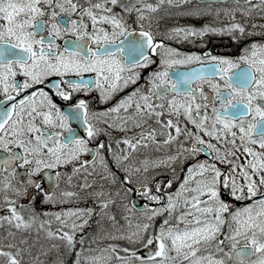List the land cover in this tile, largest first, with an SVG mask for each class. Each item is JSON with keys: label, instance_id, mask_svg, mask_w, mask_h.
Instances as JSON below:
<instances>
[{"label": "snow or ice", "instance_id": "obj_1", "mask_svg": "<svg viewBox=\"0 0 264 264\" xmlns=\"http://www.w3.org/2000/svg\"><path fill=\"white\" fill-rule=\"evenodd\" d=\"M189 2L156 0L153 4L148 0H134L129 6L121 5L122 14L113 11L120 0H0V153L3 154L0 155V211L7 212L0 216V228L7 225V235H0V264H43L40 257L47 252L43 248L38 253L33 252L34 245H30L24 235L32 231L37 234L44 231L49 239L63 241L73 250L77 242L75 233L84 226L78 225L76 220L91 216L93 211L69 209L44 213L57 223L53 231V219L39 220L34 211L25 215L28 206L7 195L9 191L18 198L31 187L34 193L31 200L41 194L45 203H54L55 192L42 186L45 179L51 181L52 177L47 173L40 176V173L74 161H78L80 167L73 164V175L81 170L87 172L90 165L95 168L97 157L100 166L114 179L115 174L107 169L101 154L106 145L89 147L92 139L102 132L94 121L127 132L142 127L149 119H155L162 130L151 128L116 141L118 148L121 144L127 147L113 153V159L125 173L122 182L125 196L136 192L143 199L161 205L144 208L146 219L151 221L164 213L168 216L158 230L150 233L151 224L137 223L133 227L125 216L128 231L110 237L139 244L143 254H138L139 249L135 247L120 248L110 244L98 255L85 259L90 264H103L115 254L122 264H172L176 258L181 264L183 261L226 264L225 258L231 264H264V193L259 192L253 178L258 176L260 185H264V175H261L264 172V44L253 43L244 48L239 57L231 58L211 53L184 54L157 41L151 28L152 14L159 12L164 4ZM235 3L236 9L226 10L233 13L228 24L221 27L204 24L200 28L177 26L165 33V38L183 42L192 37L202 40L208 35H228L236 40L253 34L236 20L234 13L238 11L247 18L254 8L264 12V0H257L256 4L253 0H235ZM210 7L211 3L206 8L185 10L180 15L199 19L211 14ZM132 11L137 14L138 31L131 30L125 20L124 14ZM216 16H219L218 11ZM66 36L74 39L67 40ZM57 40H63V45ZM153 56H159V65L158 70L149 75L146 91L138 88L104 112L89 111V104L80 93L88 95L97 91L101 102H107L116 92L136 83L139 73L133 70L156 63ZM189 65L196 67L172 72L174 68ZM86 73L91 75L85 78ZM57 100L72 103L64 111ZM130 108L133 109L130 114L120 115L128 113ZM111 114L117 115L109 119ZM165 115L175 119L162 120ZM73 120L83 124L86 137L71 126ZM188 124L195 131L189 129ZM157 135L166 137L163 144L179 141L180 137L184 139L178 144L175 155L156 160L145 158L139 164L130 160L138 148L159 143ZM204 136L208 137L207 141ZM187 141L191 143L185 147ZM250 145L258 146L261 151L257 152ZM107 147L111 149L110 145ZM241 149L246 153L245 163L237 165L231 157H236ZM202 151L210 159L192 164L175 192L165 190L172 188L171 180L163 186L159 182L153 186L141 182L139 187L133 183L135 173L171 165L181 157L194 158ZM90 152L94 153L91 161L80 159ZM225 164L231 165L230 169L220 167ZM18 168L24 169L25 179L14 186L12 181L19 175ZM237 168L243 184L234 175ZM62 175L65 174L56 173L57 187ZM67 180L71 183L72 177L68 176ZM91 186L85 179L80 187ZM94 195L101 200L102 209L113 203L103 199L104 191ZM77 196L78 193L63 191L60 202L67 203ZM223 197L235 201L248 199L251 203L234 207ZM124 207L127 209V205ZM178 207L183 211L176 216L174 224L170 223ZM189 216L194 219L188 220ZM110 219L115 222V217ZM226 223L227 234L221 239ZM66 228L68 231L64 230ZM79 243L83 244V239ZM202 243L207 245L203 250L198 247ZM201 251L207 255H198ZM172 252L176 253L175 258L170 255ZM217 253L222 256L217 258ZM79 259L80 253H77L76 264Z\"/></svg>", "mask_w": 264, "mask_h": 264}, {"label": "flooded vegetation", "instance_id": "obj_2", "mask_svg": "<svg viewBox=\"0 0 264 264\" xmlns=\"http://www.w3.org/2000/svg\"><path fill=\"white\" fill-rule=\"evenodd\" d=\"M83 2V0H81ZM149 3H155L156 0H148ZM256 2V1H255ZM253 2V3H255ZM134 3V0H120V4L114 7L113 11L117 13H122V8L121 5L124 6H129L130 4ZM195 6L196 7H208L209 3H204L199 0H196ZM179 6L181 3H177ZM139 5H137L138 7ZM213 8L215 9H227L230 6H237L235 2H230V3H214L211 4ZM178 10V9H177ZM184 12L179 7V11H177V15L175 19L172 16V5L164 4L161 6L159 12L152 14L154 16V19L151 22V28L153 33L155 34V38L157 41H162L164 44L168 45L171 48L177 49L179 52H184V54H196V55H205L206 53H211V55H217V56H222V57H231V58H236L239 57L242 54V50L244 48L249 47L253 43H261L264 44V27H259V26H264V23L261 22H253L252 19V24L257 25L255 29L252 27L247 28V23L244 24L247 28V32L253 33L251 35H244L240 36L238 39L233 40L232 36L228 35H208L205 36L202 40L196 37H192L187 41L183 42H177L176 40H170L165 38V33H167L170 29L177 27V26H184L189 25V22H187V18L184 19V17H179V14ZM123 14V13H122ZM175 14V13H174ZM125 20L127 21V24L130 26L131 30H139V26L136 23V12L132 11L130 13L124 14ZM183 22H186L182 24ZM191 19H196L191 17ZM229 20V19H228ZM87 22V21H85ZM208 22H211L208 20ZM147 24V22H145ZM212 23V22H211ZM225 24V21L221 19L215 20L213 23V26L215 27H221V25ZM228 24V22H227ZM193 26H195L193 24ZM253 30V31H252ZM65 39L71 40L74 39V37L71 36H66ZM57 43H60L63 45L64 41L63 40H57ZM159 51V50H158ZM152 59L156 61L154 64H150L146 68H136L133 70V72L139 73V79L136 81L134 84H129L127 87H124L121 91L116 92L111 99H109L107 102L102 103L100 100L99 93L97 91H93L89 93L88 95H85L84 93H80L79 95L81 98H84L88 104H89V111L90 112H104L107 109L112 108L114 105L117 104L118 101H120L122 98L128 96L130 93L135 91L136 89L140 88L142 90H147L149 87L148 84V77L149 75L158 70V65H159V56H153ZM196 65H189L187 67H180L183 69L191 68ZM178 68H174L172 70L173 73L174 70ZM91 74L86 73L85 78L90 76ZM124 75H129V73H125ZM74 78V77H73ZM175 78V76H173ZM18 79H22L21 77H18ZM52 79H56L53 77ZM40 87H43L42 85ZM205 91H209L207 84L204 85ZM57 103L61 106V110L67 111L69 108V105L72 102H66L62 100H57ZM133 111V109H129L128 113H123L121 112L120 115H128ZM117 114H111L109 119H112L116 116ZM162 120H167V119H175L174 117H169L165 115L164 117L161 118ZM181 121L183 123H186V121H183V117H181ZM118 122V121H117ZM71 126L77 127L79 129V132L82 136L86 137V132H84V126L83 124L79 123L78 121H70ZM96 127L101 129L102 132L99 136L95 137L92 139L91 144L89 147L95 148L96 145L100 143H104L106 145V148L104 150H101V154L104 156L105 161L107 163V169L110 170L111 173L115 174V178L113 179L112 175H110L109 171L105 170L103 167L100 166L99 162V157L96 158V165L95 168L98 170V175L103 176L101 179L98 180H88L84 175L86 174L89 178L91 177L90 175H93V167L90 165L87 169V172L84 170H81L80 173L73 175V164H75L76 167H80V164L78 161H74L73 163H69L70 170L68 172H63L60 170V168L55 169V174L57 172L63 173L65 175H62L58 181V187L56 186L57 180L55 178L54 182H51V184L48 186L45 182L43 183V187L48 190V191H54L55 192V201L56 202H49L45 203L43 201V196L41 194H37L35 200H31L30 198L33 196V189L31 187H28L27 192L23 193L20 197H15L12 192H9L7 195L12 196L14 199H18V202L20 204H25L28 206V210L25 212V215H28L29 212L34 211L38 217L39 220L46 219L48 216H45L44 213H57V212H65L71 207H77L78 209H87V207L90 206V195L92 192H98V191H106L108 194H111V198L117 202H121V198L123 200L124 197H130V205L132 206V201L134 203H139L136 204L138 207L142 208H157L161 207V205L155 204L154 202L148 201L146 199H143L138 193L134 192L129 194L128 196H125L122 190V182L124 181L125 173L122 171L119 167H117L116 162L113 159V153H119L120 149H124L127 146L121 144L119 148L117 147L116 141L122 140L125 137H133L138 135V133L142 131H147L151 128H156L158 132L162 130V125H158L155 121V119H149L146 123L143 124L142 127L140 128H132L130 131L127 132H122L113 128L108 127L107 124L101 122H95ZM189 129L192 131H195V129L192 127V125L188 124L187 125ZM167 131V130H165ZM104 133H107L106 135ZM65 135L67 136V132H65ZM201 135H203L201 133ZM165 136L157 135L156 140L159 143H150L147 148L140 147L137 149L136 152L133 153L132 157L130 160L135 161L137 164H139V161L147 158L150 160H156V159H161V158H166L170 155H175L177 152V146L180 143V141H183V137H180L179 141L170 143V144H163L162 141L165 139ZM204 139L207 141L208 137L204 136ZM215 141V140H213ZM212 142V141H211ZM190 141L185 142V147H188L190 145ZM213 143V142H212ZM216 144V141L213 143ZM237 144H239V141H237ZM108 145L111 146V149H108ZM219 147V145H217ZM250 147H253L254 150L257 152L261 151V149L258 148L256 145H250ZM148 148H155L156 154L147 156L142 154L140 150H145ZM94 153H87L84 155H81L80 159L84 161H91L93 159ZM236 157H239L240 159H243L245 163V157L246 153L243 152V149H241L239 152L236 153ZM236 157H231V159L237 164H241L239 159H236ZM248 159H251V157H247ZM204 159H210V157L207 155L206 152H201L200 154L196 155L194 158H188V159H183L181 157L180 159H177L175 163H172L171 165L168 166H161V167H150L148 172H141V173H135L132 177L133 183L139 187L141 182H147L149 183V186L155 185L157 182H159L162 186L165 184L166 181L171 180L172 181V188L171 189H165L167 192H175L180 183L184 180L185 174L187 169L194 164L196 161H203ZM125 163H128V161H125ZM99 164V165H98ZM221 168L224 169H230L231 165H220ZM251 171V170H249ZM18 172V177L16 180H13L12 183L15 184V186L19 185V182L24 180V169H17ZM240 169H236V175L237 181L241 183V181L244 183L243 179L239 175ZM80 174V175H79ZM85 175V176H86ZM261 175H264V172L261 173ZM40 176H45L44 170L40 173ZM71 176L72 180L71 183L68 182L67 177ZM35 179H39V177H34ZM87 179V181L92 185L90 188L82 189L80 186L84 183L83 181ZM253 178L256 180L257 185L259 186V192L264 193V185H260L259 183V177L258 176H253ZM131 187V185H128ZM153 190H155L153 188ZM63 191H72L75 193H78L77 197L70 198L69 202L67 203H62L60 202L61 200V193ZM117 192L120 193V195H117ZM186 195H191V193H186ZM245 195H247V189H245ZM226 199H229L230 202L234 205V207H242L246 204L251 203L250 200L244 199L242 201H235L231 200L229 197H223ZM259 198V197H256ZM254 198V199H256ZM133 211V217L135 218L136 221H140L139 217L140 215L143 217V220L149 222L154 229L160 227V225L163 223V220L165 217L168 216V213H164L161 216H156L153 220L149 221L146 219L144 211H139L138 209H135L132 207L130 209ZM179 210V207L177 208L176 212L173 213V218L170 221V223H175L177 212ZM227 215V214H226ZM51 219L54 220V218L51 217ZM39 222V221H38ZM180 227H184L183 224H180ZM227 228L228 225L227 223L222 227V235L221 239L223 238V235L227 234ZM153 229V230H154ZM157 229V230H158ZM39 238H47L49 241L50 239L46 236V233L44 231L39 233ZM37 243V242H35ZM214 243V242H212ZM43 244V243H42ZM207 245L202 243L198 245V247L203 250ZM226 247V245L224 246ZM227 250V249H226ZM139 252L143 253V249L139 248ZM222 253H217L216 256L217 258H220L219 255ZM61 255V254H60ZM198 255H207L206 252L201 251L198 253ZM62 256V255H61ZM179 259V258H176ZM176 259L172 262L173 264H181V260L179 262L176 261ZM255 259V257H253ZM183 264H189L188 261H183ZM226 264H231L226 261Z\"/></svg>", "mask_w": 264, "mask_h": 264}, {"label": "rangeland", "instance_id": "obj_3", "mask_svg": "<svg viewBox=\"0 0 264 264\" xmlns=\"http://www.w3.org/2000/svg\"><path fill=\"white\" fill-rule=\"evenodd\" d=\"M257 2V0H253V2ZM229 3L230 2H235V0H230V1H228ZM256 2L255 3H253V4H256ZM195 4H197L196 3V0H190V2L189 3H181L179 6H177L178 4L177 3H174V4H172V16H173V18L175 19V17H176V15H177V11H179V7L182 9V10H188V9H194V8H197L196 6H195ZM238 6H230V7H228L227 9H215V8H213V6H211L210 8H209V12L211 13V14H209V15H205V16H203L202 18H199V19H191V17H189V16H181L180 14H179V17H184V19L185 18H187V22H189V25H195V27H197V28H200V27H202L204 24H213L214 22H215V20H217V19H221V20H223V21H225V24H223V25H226L227 24V22L229 23L230 22V16L233 14V13H231V12H228V11H226V10H229V9H232V10H234V9H236ZM199 8H206V7H199ZM178 9V10H177ZM258 10L257 12H254V10ZM254 10H253V14L250 16V17H244V16H242L241 14H240V12H238V11H236L234 14H235V17H236V20L237 21H240L241 23H243L244 24V21H245V23H247V28L248 27H251V25H253L252 24V21L253 22H261V23H264V12H261V9L260 8H254ZM217 11L219 12V16L217 17L216 16V13H217ZM175 13V14H174ZM229 19V20H228ZM250 19H252V21L250 20ZM208 20H212V23L211 22H208ZM179 21H182L181 19L179 20ZM182 24H184V23H186V22H181ZM223 25H221V26H223ZM184 26H186L185 24H184ZM253 31V30H252ZM181 53H184V52H181ZM212 142L214 143L215 141H213L212 140ZM141 152H142V154H144V155H147V156H150V155H153V154H156L155 153V151H156V149L155 148H148V149H145V150H140ZM239 161L241 162V164H244V161H243V159H240L239 158ZM66 165V164H65ZM65 165H63V166H65ZM99 165V164H98ZM62 166V167H63ZM70 170V166H67L63 171L64 172H68ZM80 175V174H79ZM86 175V174H85ZM85 175H84V177H85ZM93 176H94V178L95 179H101L103 176H100L99 177V175H98V170H97V168H95L94 170H93ZM83 181H84V178H83ZM241 184H243V182L241 181ZM14 186H15V184H13ZM9 192H11V191H9ZM8 192V193H9ZM7 193V194H8ZM109 198H111V196L110 197H108V199ZM129 200H130V197H127V198H125V201H122V202H120V204H118L117 203V201H115L114 200V202L113 203H110L109 204V206H108V208L107 209H102V208H100L99 210H98V212L97 213H99L100 214V219H99V223H101V226L102 227H99V228H97L96 230H95V232H97V234L96 235H94L95 236V238L96 237H98V238H105L104 240H107V241H110L111 243V245H118L120 248H137V249H139V248H141V246L139 245V244H137V245H132V244H130L127 240H123V239H118L117 240V242H114V240L115 239H111L110 237L111 236H115V235H119L120 234V231H128V222L124 219V217L125 216H128L129 217V219L131 220V222H132V225H133V227L135 226V224L136 223H133V220H132V218L130 217L131 215H133V213H131V212H133V211H128V210H125V212L123 213V214H121V216H122V219H120L119 220V218H118V216L117 215H115V210H114V208H113V206H121V207H123V206H125V205H127V208L128 209H132L131 208V205H130V202H129ZM181 211H183V209H181V208H179V210H178V212H177V215H179L180 214V212ZM7 214V212L6 211H0V216H2V215H6ZM110 217H115V222L112 220V219H110ZM187 219L188 220H192V219H194L192 216H189V217H187ZM144 223H147V222H144ZM173 224H174V222H173ZM79 225V224H78ZM101 228V229H100ZM151 228V227H150ZM148 229V232L150 233V232H152L153 231V229L154 228H152V229ZM156 229H158V228H156ZM5 233H6V235H7V225H5ZM0 235H4V233H3V231H2V229H0ZM25 235V237L28 239V242H29V244L30 245H34V247H33V252H39V250L41 249V248H43L46 252H47V254L49 255V253H50V251H51V247H52V245L53 244H45V243H43L44 245H41V243H35V240H37L38 239V237H39V234H37V232L36 231H32L30 234L29 233H25L24 234ZM75 237H77V236H75ZM106 238H109V239H106ZM146 238V237H145ZM87 240H88V242H89V245L91 246H93V250L95 249V247H94V244H93V242H94V240L95 239H93V240H91V237H88L87 238ZM44 241H46V242H51V241H49L47 238H44ZM64 244H65V242H64ZM104 244V246H102V247H104V248H107L108 247V245H110V244H106V242H104L103 243ZM89 245H88V247H87V251H86V257H88V256H91V255H98L99 254V252H97L96 251V254L93 252V251H91L92 249V247L91 248H89ZM100 248V246H98L97 245V248ZM104 248H101V249H104ZM225 248V251H228V248H227V246L226 247H224ZM227 249V250H226ZM138 254H142V253H140V252H138ZM120 255H124L123 253H120ZM172 257H176L175 255H176V253L175 252H172L171 254H170ZM43 257H44V255H42ZM219 256H222V254L221 255H219ZM27 258V257H26ZM28 259V258H27ZM26 259V260H27ZM83 259V258H82ZM84 261H85V264L87 263V264H90V262L87 260V259H83ZM225 260L227 261V258H225ZM42 261V260H41ZM176 261L177 262H179L180 261V259H176ZM77 262V261H76ZM76 262H75V264H76ZM227 262H229L230 263V261H227ZM56 263V262H55ZM47 264H52V262L50 261V259H49V261H47ZM80 264V263H79ZM103 264H122V262L120 261V260H118L117 258H116V256H115V254H112V256H111V260L109 261L107 258L103 261ZM173 264V263H172Z\"/></svg>", "mask_w": 264, "mask_h": 264}, {"label": "water", "instance_id": "obj_4", "mask_svg": "<svg viewBox=\"0 0 264 264\" xmlns=\"http://www.w3.org/2000/svg\"><path fill=\"white\" fill-rule=\"evenodd\" d=\"M220 1H226V0H220Z\"/></svg>", "mask_w": 264, "mask_h": 264}]
</instances>
